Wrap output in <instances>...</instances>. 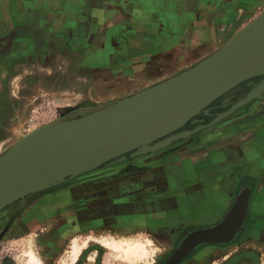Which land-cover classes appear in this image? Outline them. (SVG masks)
I'll return each instance as SVG.
<instances>
[{"label":"crops","instance_id":"0c3cea01","mask_svg":"<svg viewBox=\"0 0 264 264\" xmlns=\"http://www.w3.org/2000/svg\"><path fill=\"white\" fill-rule=\"evenodd\" d=\"M263 4L264 0L259 3H255V0H0V39L12 32L27 36H33L37 32L47 37L62 38L58 41V49L49 46L50 44H37L30 45L29 51L46 52L48 47L49 52L83 54L79 58L86 64L87 71L99 73L98 70H101L108 81L113 84L120 82L125 86L121 89L124 95L120 97L124 99L174 77L183 68L192 67L210 56L215 50L213 38L232 36L239 24L252 19ZM96 38L102 40L98 42ZM110 47L115 51L111 64L106 59V52ZM95 53L99 54V63L103 62V65L96 67L98 61ZM6 60L5 64L8 66L9 59ZM72 68L76 69L75 66ZM3 100L0 99L1 112L4 109ZM5 104L8 111V100ZM244 110L245 117L236 115V121L240 123H232L229 130L230 169L223 172L222 162L226 155L223 151L225 141L222 138L226 134H223L224 128L220 127L201 133L189 146L174 149L156 164H151L156 167L149 174H142V181H158L159 192L164 193L161 200L146 204L133 203L129 199L133 197L126 189L123 191L125 185L118 186L121 193L117 196L122 200L118 213L114 217L106 208L103 218L105 224L110 222L114 227L120 226L118 228L122 230H135L138 236L152 241L154 246L151 248L156 253L147 263L138 264H153L159 253L162 252L160 257L169 254L174 249L180 232L189 225L210 224L226 218L242 191V182L245 180L254 182L249 203L250 214L254 219L245 238L254 236L256 243L264 246V97L248 104ZM9 126V122L5 124L4 131ZM2 138L4 134L0 135V139ZM184 139L185 137L175 136L171 141L172 145ZM213 141L216 143L210 149L197 151L196 154L203 153L204 156L199 158L192 155L195 147ZM211 150L213 154L210 153ZM142 154L129 153L125 161L119 163L116 171L128 165H148L149 160ZM198 167H204L201 169L206 175L200 174L203 183L197 181L194 186H190L186 182L194 177L191 176L193 174L198 177L193 171L201 170ZM111 171L104 169L102 173H88L78 181H95L111 174ZM127 177L120 176L114 181L126 180ZM111 182L83 188L93 195L96 188L103 187L104 195L110 200L111 191L116 187L112 189ZM107 188L110 189L108 192ZM67 192L68 189L62 187L58 190V195L46 199L48 202H42L39 206L58 203V209L70 212L67 206L71 202L66 197ZM37 202L33 204L37 205ZM38 217V222L46 217L45 209ZM29 221H32L30 216L21 221L22 227L29 226ZM123 221L126 224L124 226ZM66 230L68 226L58 227V260L64 256L63 252L68 244L69 236L64 237ZM104 233L125 237L116 231ZM91 256L95 261V256L89 255ZM228 257L230 255L226 254L220 259V264L226 262ZM200 258L192 260L193 263L198 259L201 264ZM68 259L67 251L66 258L60 264L68 262ZM114 261L128 264L115 258H111L109 263L105 260V263L112 264ZM216 261L218 260L214 263Z\"/></svg>","mask_w":264,"mask_h":264},{"label":"rangeland","instance_id":"374dc122","mask_svg":"<svg viewBox=\"0 0 264 264\" xmlns=\"http://www.w3.org/2000/svg\"><path fill=\"white\" fill-rule=\"evenodd\" d=\"M261 1L262 0H255V3H259ZM263 12L264 4L261 5L252 19L241 22L237 27V30L239 31L241 28L247 26V24L261 15ZM237 30H235V32H237ZM232 36H218L213 38L215 42L213 49L215 50L211 53L213 54L223 47ZM60 39L62 38L47 37L45 35L37 34V32L33 36L12 32L6 37L0 39V99H4L3 101L5 103L6 100H8L9 103L8 111L6 110L7 107H5L6 104L4 102V109L2 112L0 111V126L2 125L0 127V135L4 134V138L0 139V157L9 151L17 141L30 136V133L36 127L44 128L51 124L54 125L60 122L77 120L122 100L120 97H122L124 93L121 89L125 86L119 84L120 82H115L113 84V82L108 81L107 76L101 74V70H98L100 71L99 73L91 70L87 71L86 64H83V61L79 58V55L82 56L83 54L78 55L77 53H58V51L49 52L48 47L46 52H39L38 50L29 51L30 45L33 46L37 44H39V46L50 44L49 46H55L58 49V44H60L58 41H60ZM96 39L98 42L99 40H102V38ZM39 46L38 48H40ZM94 55L95 59L98 61L95 64L96 67L103 65V62L99 63V54L95 53ZM114 55L115 51L113 50V47H110L109 51L106 52V59L110 64L114 60ZM6 59H9L8 66L5 64L7 61ZM78 64L79 66L77 67ZM73 66H75L76 69L72 68ZM189 68L191 67L189 66L187 68H183L180 73L186 71ZM112 79L113 78H109V80ZM262 80H264V74L243 82L242 84L246 83L245 85L250 88L249 91L244 95L242 94L240 96L232 97L234 91H230L227 93L228 95L226 94V97H228L227 99L226 97H223L222 99L216 100L213 104H211V106L195 116L181 129L177 130L170 136L156 141V143H154L155 145L153 144L152 150L150 149L146 154H142L143 157H149L153 159L150 161V165H128L127 167H123V169L116 171V169L119 167V163H121L123 159L129 155L127 154L125 157H121L108 162L107 164H103L95 170L85 172L81 175L69 178L63 183H57L45 189L31 193L25 198L20 199L1 210L0 264H27L23 259L25 253L29 252V250L34 247L40 252L41 258L44 262L43 264H60L61 260L66 258L67 251L69 258L68 262L64 261L62 264H73L70 257L71 246L74 241L73 239L87 235L85 233H90L91 235L89 234L88 236H92V234L116 231L121 236L137 235L135 230H122L118 228L120 226L114 227V225L110 222L105 224V221H103V212L106 208V210L113 213L114 217L117 215L116 213H118L117 210L122 200L118 197V194V196L115 194V191L111 193L112 195H110V200H108L105 198L103 194L104 192L102 190L95 192V194L93 193L92 195L90 194V191H87L83 187L89 185L95 186L110 179H118L120 176L127 174H149V172H151L152 169L156 167L151 165L157 162L156 160L165 158L168 153L171 151L173 152L174 149H177L181 146H189L190 143L194 142L195 138H198L199 135L206 130L216 128L219 129L220 127L224 128L223 134L228 136L222 138V141H225L223 151L224 155H226V158H224V161L222 162V165L224 166L223 172H225L226 170L230 169L231 164V135L229 130L231 129L232 123H240L239 121H236V118H238L236 115L239 114V117H245L246 112L244 108H246L247 105L240 108L239 110H236L232 114L224 117L216 124L204 130L202 127L211 124L216 118L217 114L227 112L233 104L237 103L240 99H243ZM263 97L264 94L262 95V98ZM260 100L262 99L258 98L251 103L258 102ZM6 111L7 113H4ZM200 117L203 118L198 122L196 119ZM7 121L11 126H9L4 131V125H7ZM197 122L200 123V125H197L195 129L200 128L202 130H199L198 132L190 135L186 139L174 145H172V142L167 144L163 143V141L168 139V137L170 138L181 133H186L189 130H194V128L188 129V126ZM215 143V141L207 144L204 143L198 147H195V149H193L194 151L191 153L192 155H195V157L200 158L204 155L203 153L200 155L196 154L197 151L199 152L208 150L213 147ZM156 144L158 146H156ZM211 152L213 151L211 150L210 153ZM142 155L140 157H142ZM198 168L201 169L204 167ZM104 169H111V174L109 173L106 176H102L95 181H78L79 178H84L88 173H102ZM193 171L196 172L195 174H197L198 177L193 174L191 176L194 177L186 183H188L190 186H194L197 181L203 183V180L200 177L206 175L204 171H202V169L199 171ZM137 182L138 181H135V183ZM242 183V191H240L236 197L234 207L236 206V202H238L243 195L248 194V196L245 199L246 216L244 218L243 226L240 228L239 232L242 230V228L245 230L248 229V225L250 223L249 221H253L252 218L248 219L247 213H250V194L254 186V182L245 180ZM62 187L68 189V195L66 194V197H68L67 199L71 202L67 206L70 212H62L61 209H58V205L46 203L43 207H41L43 211L45 209L46 217L38 222V214H40L42 211L39 207L40 203L48 202L46 199L58 195V190ZM131 190H133V192H130V194L137 195L135 187H132L128 191ZM135 198L133 197L129 199L133 203H139L142 201V198ZM153 198H150L149 196L146 199L151 200ZM35 201H38L36 203L37 205L33 204ZM143 201H145V198ZM88 206L93 207V209L90 211L93 213V220H91L92 217H90L89 220L84 215L88 213ZM72 210H77V212ZM28 216L32 218L34 217L33 219H36V221L34 220L30 226L27 225L22 227L23 225H21V221L27 219ZM116 223L117 222L114 224ZM62 226H68V230H66L64 237L69 236V238L68 244L65 246L63 252L64 256H61L58 260V227L62 228ZM254 227V229H257L256 226ZM258 227L260 228V226ZM186 231H184V233L181 231V237L185 235ZM45 244L47 246H45ZM239 244L240 246L235 248V250H237L236 252H249L253 254L264 252V246L257 244L254 236H248ZM105 249L104 247L98 245L95 239H93V242L89 248L83 252L76 264H90L88 258L89 255L95 256V261L93 264H106V256L110 254V252ZM161 254L162 252L156 256V261L153 264H157L159 258L164 257H160ZM112 264L122 263L114 261Z\"/></svg>","mask_w":264,"mask_h":264},{"label":"water","instance_id":"95a60500","mask_svg":"<svg viewBox=\"0 0 264 264\" xmlns=\"http://www.w3.org/2000/svg\"><path fill=\"white\" fill-rule=\"evenodd\" d=\"M247 25L218 51L186 71L83 118L51 124L40 128L32 138L17 141L0 157V211L31 193L129 153L146 154L152 144L181 129L223 95L264 74V12ZM263 94L264 80L202 129L263 99ZM202 129L176 136L186 139ZM174 138L168 137L163 143ZM247 196L243 195L216 227L191 232L176 254L188 246V251H193L205 244L231 243L243 225Z\"/></svg>","mask_w":264,"mask_h":264},{"label":"flooded vegetation","instance_id":"af4514ba","mask_svg":"<svg viewBox=\"0 0 264 264\" xmlns=\"http://www.w3.org/2000/svg\"><path fill=\"white\" fill-rule=\"evenodd\" d=\"M3 48V47H2ZM1 51H2V49H1ZM246 84V83H245ZM245 84H241V85H239L238 87H236V88H234L233 89V91H234V94L232 95V97H235V96H240V95H244L246 92H248L249 91V87H247ZM232 91V90H231ZM229 93V92H228ZM236 93V94H235ZM228 95V94H227ZM226 94L225 95H223L221 98H219V99H222L223 97H226L227 96ZM230 97V96H229ZM228 97H226V99H227ZM225 101V100H224ZM223 101V102H224ZM211 106V105H210ZM212 112H214V111H212ZM202 118L203 117H200V118H198V119H196L198 122L200 121V120H202ZM195 123V124H190L189 126H188V129H193V128H195L197 125H200V123ZM146 160H149V162L150 161H152L153 159H151V158H149V157H146L145 158ZM156 161H159V160H156ZM142 174H146V173H142ZM142 174H127V179L126 180H122L121 179V181H114V180H116V178L115 179H110V180H107V181H112L111 182V187H112V189H114L113 187H115V189H114V191H115V194L117 195L120 191H118L119 189H118V186L120 185V184H124L125 186H124V190L123 191H125V189H126V192L127 193H129L130 194V192H133V190H131V191H128V190H130L132 187H135L136 188V192H137V195H135V194H130L131 195V197H138V198H142V201L141 202H139V204H142V203H144V204H146V203H149V202H153V201H159V200H161L162 199V197L164 196V193H162V192H159V189H158V185L159 184H157L158 183V181H156L155 179H154V183H151V182H149V181H142L141 180V178H143L142 177ZM123 176H126V175H123ZM143 176H145V175H143ZM139 180V181H138ZM106 181V182H107ZM135 181H138L137 183H135ZM103 183V182H102ZM110 188V187H109ZM109 188H107V192H108V190H110ZM121 189V188H120ZM103 191V192H105L104 191V189H103V187H98V188H96L95 189V191L94 192H98V191ZM111 193H112V191H111ZM121 193V192H120ZM90 194H92V193H90ZM95 194V193H94ZM104 194V193H103ZM106 194V193H105ZM110 195H112V194H110ZM250 195H252V191H251V194ZM105 196V198H107V196L106 195H104ZM150 196V198L152 197H154L153 199H151V200H148V199H146L147 197H149ZM145 198V201H143V199ZM56 205H58V203H55ZM40 207V210H42L41 209V206H39ZM89 208H88V210H87V218L90 220V217H92V219L91 220H93V213H91L90 211L93 209V207H90V206H88ZM234 207V206H233ZM233 209V208H232ZM42 212H43V210L41 211V213L40 214H38V215H41L42 214ZM230 213H231V211H230ZM229 213V214H230ZM88 214H90V216L88 217ZM245 216H246V214H245ZM247 217H248V219H250V218H252V219H254L252 216H251V214L249 213H247ZM32 218V217H31ZM34 218V217H33ZM32 218V221H29V224L31 225L32 224V222L35 220L36 221V219H33ZM224 219H222V220H220V221H217V222H213V223H210V224H198V225H194V226H190L189 225V227H187L186 228V230H184V231H186V233H185V235L183 236V237H181V234L179 235V238H178V240H177V243H176V245H175V247H174V249L169 253V254H167L166 256H164L163 258H161L158 262H157V264H171V262H173L174 261V259L175 258H177V260H176V262H178V260H180V262H178L179 264H199V262L197 261V260H195V262L193 263V261L192 260H194L195 258H198V257H201L200 259H201V261H200V263L201 264H213L214 263V261L215 260H220V259H222L226 254L227 255H230V257L226 260V262H223L222 264H262L263 263V259H264V252H262V253H259V254H253V253H249V252H236L237 250H235V248L237 247V246H240V244L239 243H241V241L243 240V239H245V236H246V233H247V229L245 230L244 228H242V230L239 232L238 231V233L236 234V236H235V238H234V240L231 242V243H229V244H227V245H218V246H213V245H209V244H205V245H201V246H199V247H197L196 249H194L193 251H188V249L190 248V246H188L184 251H183V253H177L176 254V251L178 250V248L180 247V246H182V244H183V241L190 235V233L191 232H193V231H198V230H202V229H208V228H214V227H216L217 225H219L222 221H223ZM104 221V220H103ZM116 222V221H115ZM124 222L125 221H123V226L124 225H126V224H124ZM250 223H249V225H248V227L251 225V223L253 222V221H249ZM132 223V222H131ZM130 223V224H131ZM29 225V226H30ZM243 226V225H242ZM190 230V231H189ZM184 231L182 230V233H184ZM181 233V232H180ZM195 240H193L192 242H194ZM191 242V243H192ZM193 244V243H192ZM190 245V244H189ZM215 249H219L220 251H218V252H215L214 250ZM184 255V256H183ZM183 256V257H182ZM165 259V260H164ZM175 262V263H176ZM175 263H173V264H175ZM177 263V264H178Z\"/></svg>","mask_w":264,"mask_h":264},{"label":"bare ground","instance_id":"6f19581e","mask_svg":"<svg viewBox=\"0 0 264 264\" xmlns=\"http://www.w3.org/2000/svg\"><path fill=\"white\" fill-rule=\"evenodd\" d=\"M40 128L41 127H36L30 133V136L27 137L32 138V136H35ZM22 139L24 140L25 138ZM22 139L19 140V142H22ZM93 239H95L98 245L106 248L110 252V254L106 256L107 263L110 262L112 257L118 261L128 264H138L140 262L147 263V261L150 260L156 253L155 249L151 248L154 246L152 245V241L144 236L134 237L127 235L125 237H120L118 234L110 235L108 233H99L92 234V236L85 235L80 238L73 239L74 241L70 251V257L73 263L78 261L83 250L91 245ZM23 259L27 264L44 263L40 252L35 247L29 250V252H26ZM93 262V257H89V263L92 264ZM214 264H220V261L218 260Z\"/></svg>","mask_w":264,"mask_h":264}]
</instances>
